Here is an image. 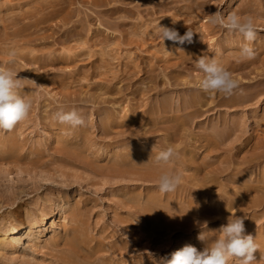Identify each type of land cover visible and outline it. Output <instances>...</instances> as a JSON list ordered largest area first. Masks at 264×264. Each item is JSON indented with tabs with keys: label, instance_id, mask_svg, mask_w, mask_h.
I'll list each match as a JSON object with an SVG mask.
<instances>
[{
	"label": "bare ground",
	"instance_id": "6f19581e",
	"mask_svg": "<svg viewBox=\"0 0 264 264\" xmlns=\"http://www.w3.org/2000/svg\"><path fill=\"white\" fill-rule=\"evenodd\" d=\"M223 1L0 0V67L7 68L9 63L7 69L31 80L25 79L19 89L27 99L51 84L59 90L56 94L38 91L40 99L51 98L56 104L53 108L38 106L48 115L52 111L51 118L45 115L42 121L33 122L30 110L11 131L0 130V165L10 168H0V263L8 262L5 259L11 254L17 264H130L131 241L145 248L147 230L188 232L217 213L220 218L236 215L245 219V213L259 200L264 202V174L256 178L247 174L241 193L235 196L219 181L222 175L217 171L206 174L204 183L196 185V193L194 185H179L168 193L158 187V178L165 171H194L188 177L196 181L204 170L197 164L201 152L228 153L220 163L230 165L229 178L235 183L244 177L243 166L234 164L235 156H243L247 166L264 154V112H252L255 125L246 142L249 122L240 112L264 96V23L260 22L264 0H227L222 7ZM220 8L225 16L233 10L240 16L251 14L258 29L251 42L254 58L239 57L245 41L238 32L222 38L226 29L209 23L208 15ZM94 9L104 10L99 16L107 28L89 44L82 37L92 22L86 13ZM200 20L205 21L202 27ZM52 24L62 28L58 38L67 46V55L57 53L56 45L40 34L42 29L51 31ZM159 24L175 29L180 36L190 29L192 43L163 41L157 31ZM109 32L120 36L110 39L105 36ZM72 42L76 47L68 46ZM10 50H15V57L8 55ZM203 55L215 57L238 82L231 95L202 90L203 74L193 62ZM20 62L48 71V77L35 74L30 79V70L25 74L15 69L14 64ZM192 68L198 75L187 77ZM67 69L78 71L67 76ZM161 70H170L167 79ZM131 86L135 100L153 92L154 103H142L138 109L130 106L121 116V106H102L101 96L122 103ZM60 95L79 101L74 109L85 118L84 126L70 128L53 118L57 111H70L59 106ZM88 105L98 121L92 127L85 117ZM212 113L217 120L209 117ZM207 119L211 122L204 125ZM198 124L204 127L202 133L192 129ZM144 127H149V137ZM96 131L112 143L102 146ZM143 140L149 141L151 150L137 146L136 141ZM168 146L178 157L169 164H157L156 154ZM13 170L21 175L13 178ZM101 186L121 187L104 215L103 201L96 197ZM131 212L138 218L137 228ZM95 215L98 221L93 227ZM244 227L245 234H251L259 246L254 264H264V232H256L252 222ZM216 230L207 228L206 241L197 239L198 251L219 235L213 232ZM42 244L51 252L45 251L48 257L38 261L35 256L43 253L38 250ZM141 262L146 264V259Z\"/></svg>",
	"mask_w": 264,
	"mask_h": 264
},
{
	"label": "rangeland",
	"instance_id": "374dc122",
	"mask_svg": "<svg viewBox=\"0 0 264 264\" xmlns=\"http://www.w3.org/2000/svg\"><path fill=\"white\" fill-rule=\"evenodd\" d=\"M227 0L223 1L222 7L227 5ZM223 9H219L220 12H222ZM104 10H90V12L86 13V18L90 17L91 19V23L89 24V27H87V30L85 32V34L83 35V40L84 41H88L89 44L95 43V41L97 40V35L98 32L100 31H104L107 27L106 25H103L101 23V16H99V13H103ZM234 12V10L232 11ZM248 16H251V14H246ZM260 18V17H259ZM264 17L260 18V22L264 23V19H262ZM82 21L85 22V18H82ZM112 22V21H111ZM205 21H201L199 23V26L202 27L204 25ZM56 25L52 24L51 25V31L48 32V29L45 31V29H42L40 34L44 37L47 36V42H49L51 45H56V52L62 55H67L68 54V50H67V46L62 45L61 44V40L58 38V32L62 31V28L57 27L55 28ZM261 27V26H260ZM256 31L258 29H255ZM260 30V29H259ZM234 32H229L227 29L225 31V35L222 38H225V36H229L231 34H233ZM237 33V32H235ZM110 36V39H115V37L120 36L119 34H110L106 33L105 36ZM68 46L70 47H76V43L72 42L70 43ZM98 48H101V46H97ZM6 65V64H4ZM8 66H10L9 63H7V68ZM15 69L16 70H20L22 72H24L25 74L29 72H31L32 76L30 77V79H33V77L35 76V74H37L40 78L44 77V79H46L48 77L49 72L37 67V66H29L27 64H25L24 62H20V63H15L14 64ZM3 67V66H2ZM82 67V66H80ZM5 68V67H4ZM191 68V67H190ZM76 71H78V69H76ZM75 69H67L65 70V74L68 76L73 75L76 73ZM170 70H161L159 71V73H161L162 77H165V79H167V74L169 73ZM18 75V78H26V76H20L19 73H16ZM189 76L187 77H191L194 78L198 75V71L194 70L193 68L187 73ZM28 83H32L31 80L26 79ZM24 81V80H23ZM22 81V84H23ZM43 81V80H42ZM33 85V84H32ZM37 87H39V84H36ZM120 86V85H119ZM23 87V85H22ZM21 87V88H22ZM20 88V89H21ZM44 89H40L38 91H40L41 93H45L46 91H50V93L52 94H56L59 93V90L55 89L54 84L48 85V86H44ZM131 90H133V87L131 86L127 88V90L125 91L126 93V97L125 99L122 101V103H120L118 105V103H115L113 101L112 98H108L107 96H101V100L102 98L104 100H102V106H107V107H112V108H117L118 106H121L120 109V116L124 114V112L128 109H130V106L134 107L135 109H138L140 104L142 103H148V102H152L154 103L155 101V96H153V92L150 93L149 95H147L144 98H137V100H135V98L132 97L131 94ZM38 91L34 92L33 96L29 98V100L31 101V113H30V118L33 120V122L36 121H42L43 117L45 115H48L45 113V111L43 109H38L39 104L40 105H50L51 108H53L56 104L54 103V101L51 98H47V100H43L39 98V93ZM88 89L85 90V92H87ZM37 93V94H36ZM97 95H95L96 97ZM57 100L62 102V105L59 106H66L67 109H74L76 108L77 105H79V101H73L70 98L69 99H64L61 95L57 97ZM261 101L259 103H256L254 105H252V107L248 108V109H244L240 112H242V114H246L247 118H248V125H249V133L245 134V142L246 140L249 139L250 134H252V128L255 125L253 116H252V112H254L255 110H259L264 112V96L260 99ZM108 102V103H107ZM111 102V103H110ZM144 105V104H143ZM111 108V110H112ZM94 112V109L88 105L87 108V113L85 114L86 116V121L88 122L89 126H91V123L94 122V124L98 123L97 119H93V117L91 116ZM140 112V111H138ZM52 111L50 113L49 118H51ZM209 114L211 116V119L217 120V116ZM99 119V118H98ZM211 121H209V119L205 120L204 122H202L204 125H209ZM200 124H198L197 126H193L192 129L194 130L195 133H202L204 130V127H200ZM203 125V126H204ZM145 130H147V134L146 137H149L148 134L150 133V129L149 127H144ZM138 129V128H136ZM135 129V130H136ZM139 133H142V131H140ZM117 136H121L122 133H116ZM96 135H97V139L99 140V142L101 143V145H110L112 143V141L106 137H104L101 133H99L98 131H96ZM156 135V134H154ZM234 139V138H233ZM228 140L224 143L225 146H228L232 140ZM130 142V141H127ZM244 140L241 141V143H245ZM137 146L142 147V148H149V150H151V146L148 140H143L141 142L136 141ZM228 157V153H214L211 154L209 152H201V154H199L198 158H197V164L199 165L200 168L204 169L200 175H198V178L196 181H192L191 179H189V177H193L195 172L194 171H187L183 173V179H184V184H180V185H185L189 188H191V186H195L193 187V189L195 190V193L198 192V188L197 186H201L204 182L203 179L206 176L207 173H210L211 171H217L219 174L222 175V177H219V181L222 182L225 187L227 192L232 195H239V192L241 193V190L243 189V186L245 184V181H243V179L246 177L247 174H254V178H256V176H261L262 174H264V154H260L259 157L253 161V163H247L244 166L243 162V156H235L234 158V164L236 166H243L242 169V173L243 176L241 178V180L237 183H235L234 181H231L229 178V171H230V165H228V163L224 162V163H220L222 161H224V159H226ZM210 166V167H209ZM0 168H2L3 170H9L10 168L8 166H1ZM194 170V169H191ZM13 178H16L17 176L21 175V173L16 172V170H13L11 173ZM189 176V177H188ZM237 179V178H235ZM238 180V179H237ZM134 187L137 188V185H135ZM121 187H116L114 189H110L108 187L103 188L101 186L100 188V193L98 194V199L103 201V205H104V209L102 214H108L110 208H111V202L113 201V196L114 193L117 190H120ZM215 189V188H214ZM118 192V191H117ZM117 195H121L120 193H117ZM88 198V196H87ZM179 198V195L178 197ZM182 200L185 199V196L181 197ZM261 198V197H260ZM264 200V197L262 198ZM211 201V200H209ZM260 201V200H259ZM258 203H256L257 205H255L253 208L250 209V211L245 213L246 217L244 219V225L246 224H250L251 222L253 223L254 229L256 230V232L260 233V232H264V202L260 201ZM260 203V204H259ZM241 208L245 209V205H240ZM120 212V211H119ZM132 214V212L130 213ZM218 215H220L219 213H217ZM218 215H211L210 217H208L206 220H204L203 222H201L200 224L196 225V228L192 231H175V232H157V233H153L151 232V230H147L145 235H146V246L145 248L143 247H138L136 242H132L131 241V247H130V253H129V257H130V264H141V258H145L146 259V264H161V259L162 258H171V253L175 252L176 250L181 249L183 246L190 244L192 246H194L197 250H200V244L198 243L197 239L199 234L201 233V231H205L207 228H213V229H219L222 225H226L228 222V217H225L224 215L220 218ZM132 218L135 224V228H137L138 226H140L138 218L136 217V215L133 216L132 214ZM108 219V218H107ZM106 219V220H107ZM98 221L97 216L95 215L93 217L92 220V225L93 227L96 226V222ZM108 221H110V219H108ZM137 221V222H136ZM204 222H207L206 225L202 226L204 224ZM41 249V251L43 252L42 254H37L36 260L40 261L41 259L48 257L46 252H51L50 249L48 247H43V244L41 247L38 248V250ZM128 259V257H126ZM6 263H0V264H17L16 261L12 260L11 254H8L6 259H5ZM228 264H235V260L231 259L228 261Z\"/></svg>",
	"mask_w": 264,
	"mask_h": 264
},
{
	"label": "clouds",
	"instance_id": "9594fccd",
	"mask_svg": "<svg viewBox=\"0 0 264 264\" xmlns=\"http://www.w3.org/2000/svg\"><path fill=\"white\" fill-rule=\"evenodd\" d=\"M208 17L210 24L220 25L229 32H238L243 37L245 43L241 45L238 53L241 59L254 58L255 51L251 42L256 38V30L251 16H240L235 12L225 16L220 11H216ZM157 31L163 41L168 40L180 45L185 42L192 43L194 35L189 29L183 36H180L175 29L160 24ZM8 55L15 57V50H10ZM193 63L195 68L203 74L200 81L202 90L231 95L238 88V82L233 79L229 71L218 63L215 57L209 58L203 55ZM25 79L28 78H18V75L12 70L0 67V130L11 131L19 121L29 115L31 101L19 94L22 81ZM53 118L61 124L69 125L70 128L85 125V118L75 109L57 111ZM66 134H70V132ZM178 155L172 146H168L156 154L155 161L161 165L169 164ZM182 180V172L165 171L158 178L159 191L162 193L173 192ZM206 224L207 222H204L202 226ZM213 232L219 233V235L208 243L202 252L187 244L171 253L170 259L162 258L161 264H228L231 259L235 260V264H254L256 261L254 254L259 246L251 234H245L243 218L231 215L228 217L226 225H222ZM198 239L206 241L204 231H201Z\"/></svg>",
	"mask_w": 264,
	"mask_h": 264
}]
</instances>
